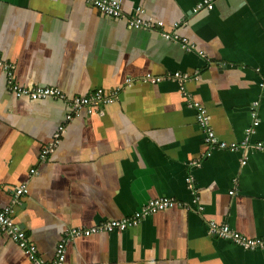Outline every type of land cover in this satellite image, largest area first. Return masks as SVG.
<instances>
[{
	"label": "crops",
	"instance_id": "0c3cea01",
	"mask_svg": "<svg viewBox=\"0 0 264 264\" xmlns=\"http://www.w3.org/2000/svg\"><path fill=\"white\" fill-rule=\"evenodd\" d=\"M118 1L122 19L83 0H0V59L12 65L13 82L64 96L16 97L0 68V208H11L12 221L50 262L67 230L171 197L183 205L120 233L71 240L62 264H264V246L246 250L208 233L215 222L248 239L264 236V153L216 148L204 157L203 133L178 83L143 81L187 74L186 89L206 109L216 139L227 143L244 138L257 103L250 142L264 141V0H215L196 14L201 0ZM138 8L141 18L162 21V30L128 27ZM161 32L186 38L195 51ZM98 89L113 101L66 119L72 98ZM60 125L65 130L42 161ZM189 174L194 193L185 184ZM21 185L27 193L13 204ZM0 264L32 263L2 234Z\"/></svg>",
	"mask_w": 264,
	"mask_h": 264
},
{
	"label": "built area",
	"instance_id": "2783aa9c",
	"mask_svg": "<svg viewBox=\"0 0 264 264\" xmlns=\"http://www.w3.org/2000/svg\"><path fill=\"white\" fill-rule=\"evenodd\" d=\"M86 4L100 12L102 15L109 18L122 19L125 15L122 12L120 2L118 0H83ZM215 0H201L198 2L192 9V13L196 14L202 11H210L213 9ZM142 11L138 8L135 10L134 14L129 18H126L128 27L132 29L139 30H162L164 23L162 21H152L151 19L145 20L141 18ZM177 24H174V27H177ZM160 35L170 41L180 45V47L186 52L195 51V46L193 43L189 42L186 38L180 37L177 34L173 33H164L161 32ZM199 55L204 57L202 52H198ZM0 68H2L8 76V86L9 89L16 97L27 96L32 100H38L43 98H53V99H63V94L52 88H33L27 89L18 86L12 80V65L3 62L0 59ZM196 79L197 76H194ZM187 79V74L182 72H173L167 74L164 77H154L149 74L145 75L143 78L144 82H150L156 84L163 80H173L178 83L179 92L184 100V104L187 108L192 109L195 113L196 122L203 133V142L207 147V151L204 153V157H208L212 149H220L227 151H237V150H246L251 148L256 152L264 153V141H258L255 143L250 142V136L254 133V129L258 126L257 118V103H253L250 107V117L252 119L251 124L245 129L244 138L240 142H224L219 141L215 137V133L211 127L210 119L207 114L204 106L195 99V97L186 89L185 80ZM127 85L129 86L132 83V80L128 78L126 80ZM263 85V84H262ZM261 85V86H262ZM113 101V97H108L100 89L91 92L90 94L83 97H74L70 101L71 113L66 116L67 120L71 119V116L81 108H90L94 105H106L110 104ZM65 126L60 125L53 136L52 143L44 147L40 153V159L43 161L46 156L53 152L58 141L60 140ZM193 166H199L197 162H193ZM245 163V160L242 161V164ZM185 184L187 188L194 193V178L191 174L185 177ZM27 193V188L25 185L15 187L12 192V203H18L19 197ZM229 194H234L233 191H230ZM195 195L193 196L192 202H196ZM183 204L178 200H175L171 197H160L155 199H150L148 202L143 204L138 210L132 213L130 216L121 218V219H111L105 222H101L97 225L92 226L91 228H71L67 230L62 238L56 245L54 258L50 262L42 260L38 256L37 248L34 244L28 242L27 236L22 228L16 225L11 218L10 207L0 208V235H7L13 242L18 244L23 251L25 252L27 258L32 264H62L65 258V246L68 242L75 238L81 236H90L94 233H120L128 228L137 226L143 219L148 216L154 215L158 212L171 209L174 207H181ZM200 210V208H197ZM208 233L216 236L218 238L226 239L232 243L240 246L246 250H254L264 246V236L254 239H248L243 235L238 234L235 231H232L226 224H219L211 222L208 224Z\"/></svg>",
	"mask_w": 264,
	"mask_h": 264
}]
</instances>
